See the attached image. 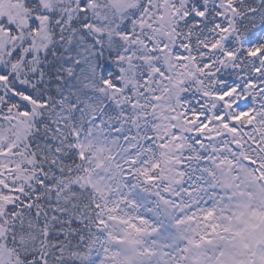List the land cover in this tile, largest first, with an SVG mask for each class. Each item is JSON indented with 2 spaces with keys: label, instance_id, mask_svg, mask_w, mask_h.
Instances as JSON below:
<instances>
[{
  "label": "snow or ice",
  "instance_id": "obj_1",
  "mask_svg": "<svg viewBox=\"0 0 264 264\" xmlns=\"http://www.w3.org/2000/svg\"><path fill=\"white\" fill-rule=\"evenodd\" d=\"M0 264H264V0H0Z\"/></svg>",
  "mask_w": 264,
  "mask_h": 264
}]
</instances>
